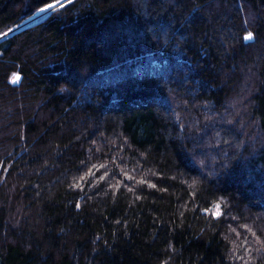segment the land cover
<instances>
[{
    "label": "trees",
    "instance_id": "obj_1",
    "mask_svg": "<svg viewBox=\"0 0 264 264\" xmlns=\"http://www.w3.org/2000/svg\"><path fill=\"white\" fill-rule=\"evenodd\" d=\"M53 1L0 0V264H264V0Z\"/></svg>",
    "mask_w": 264,
    "mask_h": 264
},
{
    "label": "bare ground",
    "instance_id": "obj_2",
    "mask_svg": "<svg viewBox=\"0 0 264 264\" xmlns=\"http://www.w3.org/2000/svg\"><path fill=\"white\" fill-rule=\"evenodd\" d=\"M65 1H70V0H56V1H53V2H51V3L47 4V5H45L43 8L39 9V10L35 13V15H33L31 18H29V19L27 20V22H29V21H31V20H33V19H35V18H38L39 16L45 14V13L48 12L49 10L55 8L57 5H59V4L63 3V2H65ZM49 5H52V7H49ZM42 9H43V10H42ZM22 25H23V24L21 23L20 25H18V27H20V26H22ZM18 27H16V28H18ZM16 28H15V29H16ZM15 29H13V30H15ZM13 30H11V31H13ZM11 31H10V32H11Z\"/></svg>",
    "mask_w": 264,
    "mask_h": 264
},
{
    "label": "snow or ice",
    "instance_id": "obj_3",
    "mask_svg": "<svg viewBox=\"0 0 264 264\" xmlns=\"http://www.w3.org/2000/svg\"><path fill=\"white\" fill-rule=\"evenodd\" d=\"M49 7H52V5H49ZM251 38H252V36H251V34H249V36L247 37V39H251ZM15 79H19V77H16Z\"/></svg>",
    "mask_w": 264,
    "mask_h": 264
}]
</instances>
